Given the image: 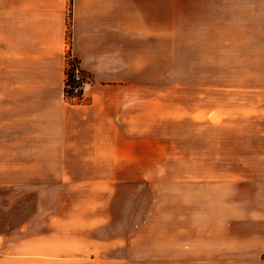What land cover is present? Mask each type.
I'll list each match as a JSON object with an SVG mask.
<instances>
[{
  "label": "crops",
  "instance_id": "0c3cea01",
  "mask_svg": "<svg viewBox=\"0 0 264 264\" xmlns=\"http://www.w3.org/2000/svg\"><path fill=\"white\" fill-rule=\"evenodd\" d=\"M74 65L85 103L65 99ZM166 68L188 69L190 133L221 152L199 178L204 234L102 241L8 223L0 264H264V0H0V191L44 195L69 165L149 163L159 148L164 163L149 119L174 98Z\"/></svg>",
  "mask_w": 264,
  "mask_h": 264
},
{
  "label": "rangeland",
  "instance_id": "374dc122",
  "mask_svg": "<svg viewBox=\"0 0 264 264\" xmlns=\"http://www.w3.org/2000/svg\"><path fill=\"white\" fill-rule=\"evenodd\" d=\"M187 83L188 69L166 68V95L174 98L165 100L163 119H149L155 130L150 141L154 145L158 139L164 142V163H156L162 159L159 148V153L156 149L150 153L149 163L69 165L68 179L52 181L44 195H20L4 188L0 191V233L3 225L32 220L27 234L49 231L102 241L127 236L203 235L204 180L199 178L206 168L212 170L215 165L210 160L221 152L200 149L204 143L199 142V132L190 133ZM177 84L181 92L174 90ZM146 173L148 179L143 176ZM158 175L167 179H158Z\"/></svg>",
  "mask_w": 264,
  "mask_h": 264
},
{
  "label": "built area",
  "instance_id": "2783aa9c",
  "mask_svg": "<svg viewBox=\"0 0 264 264\" xmlns=\"http://www.w3.org/2000/svg\"><path fill=\"white\" fill-rule=\"evenodd\" d=\"M73 69V82L72 86H67L68 89H70V95L72 99H77L80 97L82 99V88L84 86L85 80L84 78L80 75L78 71V67L74 65L73 67H70ZM66 99V97H65Z\"/></svg>",
  "mask_w": 264,
  "mask_h": 264
},
{
  "label": "trees",
  "instance_id": "16d2710c",
  "mask_svg": "<svg viewBox=\"0 0 264 264\" xmlns=\"http://www.w3.org/2000/svg\"><path fill=\"white\" fill-rule=\"evenodd\" d=\"M72 68H69L66 70V78H65V97L66 100L71 103V104H80V103H85L86 101L81 99L80 97H78L77 99H72L71 95H70V89H68L67 86H72V82H73V73L71 72Z\"/></svg>",
  "mask_w": 264,
  "mask_h": 264
}]
</instances>
